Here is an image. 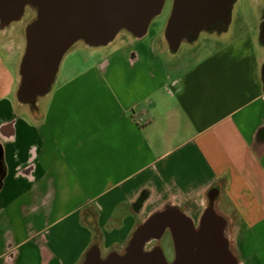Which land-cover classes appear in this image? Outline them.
<instances>
[{
    "label": "crops",
    "instance_id": "0c3cea01",
    "mask_svg": "<svg viewBox=\"0 0 264 264\" xmlns=\"http://www.w3.org/2000/svg\"><path fill=\"white\" fill-rule=\"evenodd\" d=\"M249 8L182 67L152 56L154 35L91 50L39 120L15 104L19 59L15 76L0 67V264L121 251L143 215L172 202L193 217L213 186L240 264H264V0Z\"/></svg>",
    "mask_w": 264,
    "mask_h": 264
},
{
    "label": "water",
    "instance_id": "95a60500",
    "mask_svg": "<svg viewBox=\"0 0 264 264\" xmlns=\"http://www.w3.org/2000/svg\"><path fill=\"white\" fill-rule=\"evenodd\" d=\"M165 1L0 0V37L12 29L23 43L14 89L16 106L26 108L32 119L39 120L41 101L52 91L62 59L73 46L109 49L139 40L162 12ZM251 1L258 6L261 0ZM236 2L172 0L163 35L155 44L165 43L167 54L174 57L183 45L195 46L202 34L226 39ZM218 194L217 186L206 192L207 202L197 221L179 204L163 203L135 227L123 250L102 256L99 247L92 245L80 264H239L231 248L227 220L216 209ZM166 231L174 250L170 261L158 244L147 248Z\"/></svg>",
    "mask_w": 264,
    "mask_h": 264
},
{
    "label": "rangeland",
    "instance_id": "374dc122",
    "mask_svg": "<svg viewBox=\"0 0 264 264\" xmlns=\"http://www.w3.org/2000/svg\"><path fill=\"white\" fill-rule=\"evenodd\" d=\"M172 7V0H166L162 12L157 15L156 17L153 18L151 21L147 34L145 35L144 38H141L144 40L145 38H150L149 36L154 35L149 40V43L153 42L152 45V56H155L157 58V61L161 59L163 65L166 68H172L173 65H179V67L184 66V64H187L191 61L190 58H188V54L192 50H196L197 48H200L201 50L203 49L204 51H208L211 49L209 43H216V42H222L223 40H218L214 36H208L205 34H202L199 38L198 43L193 46L189 47L186 45H183L179 52L174 56L171 57L167 54V46L166 44H155V41L157 38L163 35V31L165 28V24L167 22V19L169 17L170 11ZM251 8V0H237L234 8H233V19H232V25H234V21L244 13H247L246 11L248 10L247 8ZM249 8V9H250ZM261 18V14H260ZM156 36V37H155ZM228 37V36H227ZM140 40V41H142ZM22 41L16 36V34L12 31V29L9 30V32L5 36L0 37V67L2 70H10V72L15 76L16 75V65L20 54H21V48H22ZM110 49V48H109ZM95 50L94 52H97V56L101 57V55H105L106 50L108 48L103 49V48H97L93 49ZM91 50L87 49L84 47L82 44H76L73 46L64 56L62 59L61 65H60V73L65 72L67 65L71 61L78 62L79 59L83 58L84 56H87ZM188 56V57H187ZM84 61V60H83ZM156 62V61H155ZM180 62L184 64H180ZM2 78L4 77V72L0 75ZM6 80V78L4 77ZM149 214V213H148ZM148 214L143 215L145 219ZM200 214H194L193 217L197 221L198 217ZM226 220H227V232H228V237L230 240L231 248L233 252L236 254L239 264H240V258L238 254V248H237V236H238V231H237V225L236 219L237 216L229 211V214H224ZM232 222L234 223H231ZM158 245L162 248L164 255L168 261H170L173 258L174 250H173V243L172 239L170 236V233L168 231L165 232V234L162 236V238L159 240ZM152 246H147V248H151ZM123 250V249H122ZM172 256V258H171ZM171 258V259H170Z\"/></svg>",
    "mask_w": 264,
    "mask_h": 264
},
{
    "label": "flooded vegetation",
    "instance_id": "af4514ba",
    "mask_svg": "<svg viewBox=\"0 0 264 264\" xmlns=\"http://www.w3.org/2000/svg\"><path fill=\"white\" fill-rule=\"evenodd\" d=\"M261 10V9H260ZM262 11H264L263 9L260 11V14L263 13ZM263 22V21H262ZM261 22V27H262V32H261V36H262V41L264 42V23ZM159 241H152L150 242L148 245L149 246H153V245H156L158 244ZM172 258V256H171ZM170 258V259H171Z\"/></svg>",
    "mask_w": 264,
    "mask_h": 264
}]
</instances>
